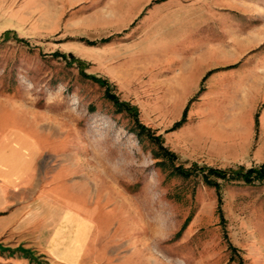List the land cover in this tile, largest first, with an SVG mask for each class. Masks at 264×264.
Returning <instances> with one entry per match:
<instances>
[{
  "label": "rangeland",
  "instance_id": "rangeland-1",
  "mask_svg": "<svg viewBox=\"0 0 264 264\" xmlns=\"http://www.w3.org/2000/svg\"><path fill=\"white\" fill-rule=\"evenodd\" d=\"M49 2L0 0L1 131L16 128L18 144L34 148L37 173L61 171L64 184L105 220L104 233L146 239L179 264H255L256 244L264 251V242H256L264 229V180H219L217 191L200 174L174 172L194 162L219 168L253 162L249 155L234 160L215 117L204 119L199 93L162 95L155 53L171 36L162 31L171 22L186 20L182 36L190 47L200 35L234 41L235 23L264 30V0L152 2L128 26L124 0H76L58 18L46 12ZM160 11L174 17H160ZM54 51L71 52L86 72L109 79L111 91L137 107L139 121L161 135L175 157L156 158V143L138 133L132 116L117 111L103 86ZM185 108V121L171 128Z\"/></svg>",
  "mask_w": 264,
  "mask_h": 264
},
{
  "label": "crops",
  "instance_id": "crops-1",
  "mask_svg": "<svg viewBox=\"0 0 264 264\" xmlns=\"http://www.w3.org/2000/svg\"><path fill=\"white\" fill-rule=\"evenodd\" d=\"M74 1L52 0L45 10L58 18ZM124 1L128 26L150 3L163 0ZM157 15L162 17V11ZM186 29V20L163 26L171 36L155 53L162 95L188 99L199 93L204 119L215 117L223 144L235 151L234 160L249 155L253 164L248 167L264 163V30L235 23L234 41L211 42L200 35L190 47L182 36ZM1 130L0 264H179L172 260L176 256L163 255L146 239L104 233L105 220L82 204L80 191L64 184L61 171L37 173L34 148L18 144L16 128ZM259 241L264 242V229L257 234ZM255 248L251 260L264 264L262 244Z\"/></svg>",
  "mask_w": 264,
  "mask_h": 264
},
{
  "label": "trees",
  "instance_id": "trees-1",
  "mask_svg": "<svg viewBox=\"0 0 264 264\" xmlns=\"http://www.w3.org/2000/svg\"><path fill=\"white\" fill-rule=\"evenodd\" d=\"M8 32V30H6ZM18 40H23L17 37ZM109 37L102 38L101 41L105 42L108 41ZM85 40L87 44H95V41L93 40H88V39H82ZM53 56L55 57H62L65 60H68L69 63H76L78 66L80 74L84 78H88L99 85L103 86L105 88V96L110 99L114 106L116 107L117 111H126L129 113L133 121L136 125L137 131L139 134H146L150 140L154 141L158 147V151L155 153V157L158 158L160 155L167 156L169 158H174L175 154L174 152L170 151L168 148H166L163 145V140L161 135L155 134L152 130H150L149 127L145 126L143 123H141L138 119V110L137 107L134 105H131L128 101H120L117 98V95L111 91V83L109 82L108 79L98 76L93 73H88L85 71V62L78 58L75 57L71 52H60V51H54L52 53ZM185 114H186V108L183 111L182 117L176 121L171 128H176L180 126V124L185 121ZM174 172L188 177L189 175L192 174H200L201 179L203 182L207 185L213 186L217 191L219 190L221 184L219 180H225V181H231V182H244V183H256L259 181L264 180V163L255 165V166H250V167H245L243 165H238L237 167H228V168H219V167H208L204 165H198L197 163H192V165L188 168H184L182 166H175L174 167ZM219 199V197H218ZM218 211L221 214V209L218 206ZM222 218V217H221ZM190 217H188L184 225L187 224L188 220Z\"/></svg>",
  "mask_w": 264,
  "mask_h": 264
}]
</instances>
